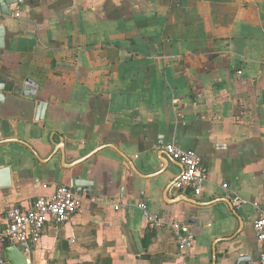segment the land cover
<instances>
[{
	"label": "crops",
	"instance_id": "obj_1",
	"mask_svg": "<svg viewBox=\"0 0 264 264\" xmlns=\"http://www.w3.org/2000/svg\"><path fill=\"white\" fill-rule=\"evenodd\" d=\"M1 26L0 208L93 182L25 264H258L256 210L230 193L264 199V0H22ZM169 142L200 154V196L171 188Z\"/></svg>",
	"mask_w": 264,
	"mask_h": 264
},
{
	"label": "built area",
	"instance_id": "obj_2",
	"mask_svg": "<svg viewBox=\"0 0 264 264\" xmlns=\"http://www.w3.org/2000/svg\"><path fill=\"white\" fill-rule=\"evenodd\" d=\"M17 15V13H16ZM164 151L176 162L182 170L171 183L176 190L190 189L194 196H200L205 188L206 173L202 159L198 152L184 149L175 142L164 144ZM221 187L227 191L225 182ZM230 200L234 210H239L247 203H251L256 210L253 223L255 235L261 245L258 264H264V199L249 201L237 193H230ZM80 195L70 186L58 185L50 195H42L33 199L28 206L20 203L9 204L2 210L0 208V264H6L3 256L5 240L17 245L29 262L28 255L32 252L41 238L44 227L48 223L62 225L81 210ZM145 215V224L148 228H157L164 225L161 217L152 215L147 211L145 204H139ZM181 253L189 251L195 242V236L190 226L184 222L173 221L168 223Z\"/></svg>",
	"mask_w": 264,
	"mask_h": 264
},
{
	"label": "water",
	"instance_id": "obj_3",
	"mask_svg": "<svg viewBox=\"0 0 264 264\" xmlns=\"http://www.w3.org/2000/svg\"><path fill=\"white\" fill-rule=\"evenodd\" d=\"M22 0H0V14H9V6L12 4L20 3ZM3 26L0 27V48L3 47ZM13 91L6 89V79L0 74V104H4L8 96H13ZM10 185L9 168H0V187H6ZM65 185V184H64ZM73 191L76 193L84 192L90 196L93 182L90 180H84L81 178H72L70 185ZM170 186V185H169ZM190 219V218H189ZM189 222L193 220H188ZM186 224V223H185ZM187 225L188 222H187ZM192 232V230H191ZM193 233V232H192ZM194 234V233H193ZM195 235V234H194ZM5 246L3 248V256L6 264H25L26 259L22 251L17 245L10 244L8 240H5ZM235 264H249V258L240 256Z\"/></svg>",
	"mask_w": 264,
	"mask_h": 264
},
{
	"label": "trees",
	"instance_id": "obj_4",
	"mask_svg": "<svg viewBox=\"0 0 264 264\" xmlns=\"http://www.w3.org/2000/svg\"><path fill=\"white\" fill-rule=\"evenodd\" d=\"M147 243H148V241L145 239V240H143V245H144V247H146L147 246Z\"/></svg>",
	"mask_w": 264,
	"mask_h": 264
}]
</instances>
